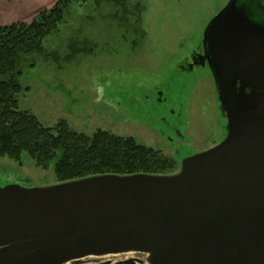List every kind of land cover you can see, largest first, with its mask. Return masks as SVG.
Returning a JSON list of instances; mask_svg holds the SVG:
<instances>
[{
	"label": "water",
	"instance_id": "obj_1",
	"mask_svg": "<svg viewBox=\"0 0 264 264\" xmlns=\"http://www.w3.org/2000/svg\"><path fill=\"white\" fill-rule=\"evenodd\" d=\"M235 2L203 40L227 122L223 141L172 175L0 187V264L125 253L145 254L148 264H264V31L244 35L245 19L230 16Z\"/></svg>",
	"mask_w": 264,
	"mask_h": 264
},
{
	"label": "rangeland",
	"instance_id": "obj_2",
	"mask_svg": "<svg viewBox=\"0 0 264 264\" xmlns=\"http://www.w3.org/2000/svg\"><path fill=\"white\" fill-rule=\"evenodd\" d=\"M124 1L119 9L94 0L72 5L59 32L45 40L43 53L21 62L19 109L46 128L65 121L89 137L97 131L132 137L175 160V174L183 159L226 136L212 76L200 63L193 71L185 69L193 55L200 57L207 27L231 0ZM157 91L166 103H155ZM59 158L45 170L27 153L21 162L0 156V187L54 186ZM128 260L148 264L141 253L87 257L79 263Z\"/></svg>",
	"mask_w": 264,
	"mask_h": 264
},
{
	"label": "trees",
	"instance_id": "obj_3",
	"mask_svg": "<svg viewBox=\"0 0 264 264\" xmlns=\"http://www.w3.org/2000/svg\"><path fill=\"white\" fill-rule=\"evenodd\" d=\"M87 0H58L53 7L37 14L30 23L0 26V156L21 162L24 153L41 169H53L57 184L85 178L116 175H172L175 160L160 151L136 142L97 131L89 137L61 121L54 129L44 127L37 118L19 109L18 97L24 91L19 77L26 56L43 53L45 40L59 32L75 3ZM122 7L124 0H94ZM120 14V13H119ZM119 19L118 15L114 16ZM77 51H86L77 49Z\"/></svg>",
	"mask_w": 264,
	"mask_h": 264
},
{
	"label": "flooded vegetation",
	"instance_id": "obj_4",
	"mask_svg": "<svg viewBox=\"0 0 264 264\" xmlns=\"http://www.w3.org/2000/svg\"><path fill=\"white\" fill-rule=\"evenodd\" d=\"M230 16L233 17L236 20H240V19H245L243 21V25L247 26L248 29L247 31L244 33V35L246 36H250L251 38L253 37L254 39H256L255 37H257V35H255L254 30H262L264 31V0H258V1H254L251 0L250 2L244 1V0H236V2L231 6V10H230ZM242 29H244L242 26H239ZM257 40V39H256ZM257 43H259L257 41ZM240 50V47H239ZM201 55L200 57H198L197 55H193L194 57V61L192 62L191 65H187L185 71H193V68L196 66H199V63L201 64L203 69H207L208 72L210 73V75L212 76L213 79V83L216 87L215 84V80L213 77V74L211 73V70L208 66V61L204 58L206 49L204 47V44L202 42V46H201ZM238 87L240 86V81L238 82ZM217 90V87H216ZM246 92H250V89H246ZM155 103L157 105H162L163 103H166V99L163 97V92L161 91H157L156 92V100ZM227 126V122L225 125V129ZM221 142V141H220ZM180 162V166H181ZM81 260L79 261H75L73 262L74 264H101V263H79Z\"/></svg>",
	"mask_w": 264,
	"mask_h": 264
},
{
	"label": "crops",
	"instance_id": "obj_5",
	"mask_svg": "<svg viewBox=\"0 0 264 264\" xmlns=\"http://www.w3.org/2000/svg\"><path fill=\"white\" fill-rule=\"evenodd\" d=\"M58 0H0V26L28 22Z\"/></svg>",
	"mask_w": 264,
	"mask_h": 264
}]
</instances>
